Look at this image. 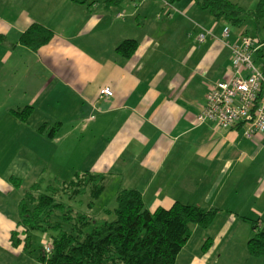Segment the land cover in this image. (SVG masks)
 I'll return each instance as SVG.
<instances>
[{
    "label": "crops",
    "instance_id": "obj_1",
    "mask_svg": "<svg viewBox=\"0 0 264 264\" xmlns=\"http://www.w3.org/2000/svg\"><path fill=\"white\" fill-rule=\"evenodd\" d=\"M229 1L244 8L245 0ZM32 24L53 33L37 52L18 43ZM227 26L194 0H124L116 7L0 0V264H41L10 244L22 196L13 198L21 189L11 178L30 183L25 191L43 183L28 159L32 149L50 151L52 162L43 165L55 167L57 181L77 171L104 174L109 202L124 188L139 191L149 211L174 202L219 210L209 230L193 229L175 264H217L220 244L224 253L238 250V264H264L248 256L252 232L241 218L264 229V134L246 139L244 126L196 121L208 89L229 75V45L240 44L242 32L222 38ZM201 29L208 34L197 44ZM126 40L137 43L129 58L116 52ZM104 87L112 97H99ZM25 107L32 110L23 123L10 111ZM42 126L54 129L52 136L38 132ZM12 134L19 137L9 140ZM206 238L212 247L203 254Z\"/></svg>",
    "mask_w": 264,
    "mask_h": 264
},
{
    "label": "trees",
    "instance_id": "obj_2",
    "mask_svg": "<svg viewBox=\"0 0 264 264\" xmlns=\"http://www.w3.org/2000/svg\"><path fill=\"white\" fill-rule=\"evenodd\" d=\"M68 1L88 6L99 2L105 7H116L124 0ZM162 1L172 5L180 0ZM194 1L214 19L223 20L238 29L245 26L246 19L252 20L257 27L264 23V0H255V7L252 9H244L229 0ZM241 32L240 39L252 38L246 29ZM52 37L53 33L49 29L40 24H32L21 34L18 43L37 52ZM259 43L262 47L250 51V60L264 74V42ZM136 46L135 41L126 40L116 48V52L129 58ZM31 110L25 107L22 111L10 112L17 120L25 123ZM37 131L52 136L54 129L44 131L42 126ZM11 182L15 189L20 188L21 183L17 179L11 178ZM104 189L105 175L93 171H77L67 181L33 183L17 205V229L11 232V246L22 247L27 254H31L29 234L40 232L49 234L47 240L42 239L43 245L35 256L41 264H175L193 229L209 230L218 214L217 209L205 210L179 202H174L167 208L159 206L149 211L141 193L136 189L116 190L115 208L111 211L104 210L103 213L112 212L114 219L111 221L74 211L72 206L61 200V197H66L68 201H75L88 195L86 207L92 209L104 194ZM83 204L80 202V205ZM241 218L252 232L246 243L248 256L264 260V229L260 221ZM211 247L212 240L206 238L201 247L202 253H206Z\"/></svg>",
    "mask_w": 264,
    "mask_h": 264
},
{
    "label": "built area",
    "instance_id": "obj_3",
    "mask_svg": "<svg viewBox=\"0 0 264 264\" xmlns=\"http://www.w3.org/2000/svg\"><path fill=\"white\" fill-rule=\"evenodd\" d=\"M207 34L202 30L195 36V42L203 43ZM227 35L225 29L222 38ZM261 47L259 41L248 37H242L238 45H229L232 61L229 75L208 89L197 123L213 121L222 129L241 125L245 127L246 139L264 133V74L250 60V51ZM99 97L110 98L112 91L104 87Z\"/></svg>",
    "mask_w": 264,
    "mask_h": 264
},
{
    "label": "rangeland",
    "instance_id": "obj_4",
    "mask_svg": "<svg viewBox=\"0 0 264 264\" xmlns=\"http://www.w3.org/2000/svg\"><path fill=\"white\" fill-rule=\"evenodd\" d=\"M250 3H253V0H245V1H243L242 6L244 8H248V6H249ZM254 4H253V7H254ZM227 29L230 30V33H233V34H236L238 32H241L242 29L243 30L246 29L248 31V34L251 35V37H253V38H259V39L264 40V23H261V25L257 27V26L254 25V23L252 22V20L246 19L245 26L241 30L238 29L237 27H233V26H230V25L227 26ZM230 55H231V51H230ZM257 64H259V63H256V65ZM16 111H18V110H16ZM45 135L48 136V134H46V133H45ZM18 137L19 136L17 134H12V135L9 136V140H14V139H16ZM0 141H3V135L2 134L0 135ZM30 145H37V143L36 142H32ZM76 148L77 149H81L82 148V145H80L79 143H77ZM32 150H33V154L30 155L31 158H28V159L31 160V161L33 159V163H34L33 165L35 166V168H37L39 180H41V181L43 180V184H47V183H51L53 181H57L56 180L57 179V176L50 175V174L53 173L52 170H55V167L54 166H49V165H47V166L46 165H43L44 163L50 164V162H52L51 161V153H50V151L49 150L43 151V153H41L43 155L40 156V152H38L37 149H32ZM36 152H37V156H35L36 155ZM43 169H45V171L42 172ZM44 173H46V174H44ZM48 179L49 180H53V181H49L48 182L47 181ZM18 182L21 183V187L22 188H19V189H21L20 191H19V189H17L19 192L13 194V198L15 200L18 199L20 197V195H22L21 198L23 197L25 188H27V186L30 184V183H28L25 180H18ZM44 182H47V183H44ZM11 184H12V182H11ZM108 192H110V191L107 190L106 192H104V194L102 195V197L99 198L94 203V206L92 208L93 210L86 207V203L89 200L88 195H85L83 197H80V198L76 199L75 201H68L66 199V197H61V200L63 202H65V203H68L70 206H72V208L74 209V211L81 212V213L82 212H85L87 215H89V216L92 215V216H94L97 219L111 221V220L114 219V215H113L112 212H110L109 214H103V213L100 214L99 213L100 212L99 209H101L102 207L108 208L109 210H112L113 207H115V204L113 202H109V200H111L112 197L109 196V195H107ZM19 201H20V198L18 199V202L17 203H19ZM80 202H83L84 204L83 205H80ZM218 212H220V211L218 210ZM219 216H221V215H219ZM215 220H217V218H215ZM215 223H216V221H215ZM215 223H213V224H215ZM29 235H30V238H31V246H30L31 254H28V255L29 256H36L39 253V250L41 249V247L43 245L42 239H46L47 240L49 238V234H47V233H40V232H30ZM215 243L216 242H214V245L213 246L216 245ZM225 251H226V248H224L222 244H220L216 248V251H215V252H217L216 257L218 256V253L219 252L223 256V258L222 257L219 258L217 264H238L234 260V259H237L234 254H237L236 251H238V250L231 251V249L228 247L226 253H224ZM240 264H243V262H241Z\"/></svg>",
    "mask_w": 264,
    "mask_h": 264
}]
</instances>
